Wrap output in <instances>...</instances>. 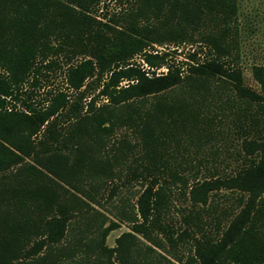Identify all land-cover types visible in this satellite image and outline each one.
Here are the masks:
<instances>
[{
	"label": "trees",
	"instance_id": "1",
	"mask_svg": "<svg viewBox=\"0 0 264 264\" xmlns=\"http://www.w3.org/2000/svg\"><path fill=\"white\" fill-rule=\"evenodd\" d=\"M97 3L0 0V264L170 263L163 253L184 237L189 253H172L177 264H264V66L251 68L260 93L244 87L238 0H127L110 18L95 15ZM184 43L204 45L206 57L191 54L179 65L169 53L148 51ZM58 58L67 66L65 89L36 103L32 92L23 98L24 86L39 87ZM89 80L100 90L83 106ZM217 115L240 136V164L189 187L171 167L173 149L212 136ZM119 130L133 134L134 144L111 143ZM125 168L144 190L132 213L118 211L106 225L93 206ZM167 177L183 183L192 207L179 234L163 222ZM220 191L238 193L237 213L202 223L194 208ZM124 222L129 231L107 247L108 234ZM87 233L94 237L86 240ZM134 239L147 243V254Z\"/></svg>",
	"mask_w": 264,
	"mask_h": 264
},
{
	"label": "rangeland",
	"instance_id": "2",
	"mask_svg": "<svg viewBox=\"0 0 264 264\" xmlns=\"http://www.w3.org/2000/svg\"><path fill=\"white\" fill-rule=\"evenodd\" d=\"M127 0H98L95 15L98 18H110L113 15L119 14L120 10L124 8ZM238 14H237V29H238V64L242 73L243 86L260 93L259 85L254 81L251 75V68L253 66H264V0H238ZM148 51H157L158 53H169L168 61L172 63H178L179 65L187 62L191 54H196V58L202 60L206 57L208 52L204 45L201 44H189L184 43L173 47L172 45L153 46ZM63 59L58 58V66L47 74V78L40 77V86L32 88L26 84L23 88L25 98L33 94V101L40 102L46 96L50 90L65 89L64 75L66 65L63 63ZM134 63H140L139 57L133 59ZM74 62V59L72 60ZM144 68L145 65H143ZM165 72V69H159L156 73ZM88 88L84 93L82 105L85 106L87 102L96 96L100 87L97 82L89 80L87 82ZM126 82H122V85ZM68 95L71 100H74L75 94L72 91H68ZM101 100L99 104H101ZM219 119L211 125L213 132L212 136L200 137L198 142H189V140H180L176 149H173V159L171 161V167L175 168L177 173L180 174L187 182V186H191L194 182H201L206 179L224 177L231 175L240 164L237 152L239 151L240 136L236 135L233 128L226 117L217 115ZM221 121V123H218ZM215 130L222 131L223 136H216ZM120 138L127 139L131 144H134L135 136L127 131L119 130L116 132L115 137L111 139V143L116 144ZM172 153V152H171ZM132 158L129 160L131 161ZM133 164V161L130 163ZM126 168L120 175V179L106 183L102 191L99 193V205L93 206L94 210L99 212L103 217H99L101 220L108 224V221H116V214L118 211H124L125 213H132L135 210L134 205L139 195L144 190L145 182L143 180H129L125 175ZM168 185L170 187V196L168 203V211L163 222L172 225V228L179 234L183 229L187 228L184 224V217L192 210L187 198V189L183 183L176 180H172L167 177ZM188 187V188H189ZM112 188H116L114 195L109 197ZM238 196L236 192L220 191L210 195L208 205L205 207H195L201 215L202 223H213L214 217H219L221 222H225L227 215L235 214L238 211L236 207L235 198ZM194 212V211H193ZM227 212V215L223 213ZM118 228L111 231L105 239V245L107 247L115 246V239L125 232L129 231L128 223L118 224ZM212 226H207V229H213ZM94 233H87L86 240L93 238ZM161 242L166 246V243L161 235L154 233ZM72 241V237L68 236ZM139 238V236H137ZM140 239V238H139ZM179 243L176 250L168 251L163 254L170 260V263L165 260H161V264H177L172 259V253L181 256L185 259L188 255L190 240H185ZM137 250L140 253H148L144 248L146 242L141 239L138 241L134 239ZM167 247V246H166ZM170 254V255H169ZM175 255V254H174ZM151 256H155L154 253ZM136 260L143 259L142 255L136 256Z\"/></svg>",
	"mask_w": 264,
	"mask_h": 264
}]
</instances>
